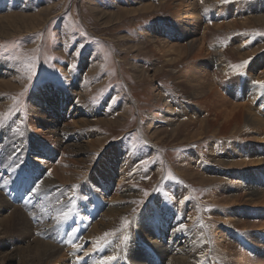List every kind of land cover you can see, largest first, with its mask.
<instances>
[{"label": "rangeland", "instance_id": "374dc122", "mask_svg": "<svg viewBox=\"0 0 264 264\" xmlns=\"http://www.w3.org/2000/svg\"><path fill=\"white\" fill-rule=\"evenodd\" d=\"M165 1L168 4V0ZM165 1L0 0V61L8 67L3 76L0 74V80L11 81L10 86L0 88V193L9 202L6 207L0 203V220L6 219L12 226V212L36 214V209L47 208L40 198H32L30 203L22 199L26 193L18 176L31 180V172L27 171L33 170L36 139L52 135L53 132H46L45 125L48 120L55 123L64 113L66 119L76 122L66 129L75 128V133L78 132V152H73L74 155L66 147H57L56 154L53 143L45 136L43 164L36 170L40 172L38 179L44 182L58 178V182L57 179L51 182H57L62 188L65 194L62 198L72 201L70 224L77 229L79 237L86 236L94 222L104 227L114 216V210L126 212L129 224L110 232L112 235L104 239L126 240L129 236L144 254V264H164L162 257L171 252L172 245L188 243L182 235L171 236L168 228L172 221H160L171 212L173 222L186 226V216L192 212L197 228L193 232L192 225H187L186 229L190 235L196 234V243H202L199 247L214 229L244 254L262 261L264 133L263 141L255 144L247 132L257 131L256 127L244 131L245 125L241 124L246 123L241 120L237 127L239 132L233 129V124L228 132L223 131L226 119L221 118L207 127L205 137L199 142L195 141L194 125L187 129L184 124L178 126L179 122L170 114L177 113L186 123L188 116L211 120L215 112L210 106L231 112V108L248 98L250 91L245 90L250 87L248 84L253 88L260 86L253 83L252 77L264 70V22L261 20L264 4L255 7L260 0H219L213 6L202 7H211L206 14L208 25L204 24V13L197 20H182V25L172 19ZM199 7L196 6L198 10ZM254 18H258L259 23ZM182 26L195 33L197 39L185 60H180L178 53L191 35H186ZM213 28L217 33L208 35ZM211 47L224 58L226 71L219 72L217 66L209 62ZM167 57L173 58L169 64ZM249 58L247 65L233 67ZM254 63L259 65L254 67ZM29 67L37 73L33 80L28 78ZM240 74L245 79L239 77ZM259 81H264V77ZM213 92L220 94L213 95L216 104H212L208 96ZM42 94L45 97L41 107L46 113L37 125L28 126L27 120L35 118L34 98L41 99ZM217 99L223 109L218 108ZM224 102L226 107L229 105L227 108ZM61 103L63 111L59 109ZM61 138L74 139L65 134ZM196 146L202 153H196ZM61 151L72 153L67 159L69 168L81 164L75 167L76 175L72 176L69 168L68 172L64 171L67 166L59 164L58 167V160L63 156ZM198 155H201L200 161L196 160ZM243 158L256 159V165L230 166ZM22 160L26 167L17 174L16 165ZM199 173L204 179L212 180L202 183ZM5 180L10 181L6 186ZM251 189L256 190L257 196H252L249 204L245 201L228 205L248 195ZM185 197L188 198L186 203L180 206V200ZM195 198L205 207L206 226ZM209 198L222 200L213 204ZM254 209L259 210L258 215ZM224 214L246 224L239 222L240 227H234L224 221L215 225ZM135 220L141 221L134 224ZM32 222L33 226L37 223L36 227H41L39 221ZM242 225L245 231L248 229L244 235L251 241L241 234ZM21 228L27 230L25 226ZM21 228L9 227L2 233L6 227H0V264H30L31 259L41 257L40 246L29 249L28 240L20 239L23 237ZM66 229L62 234H66ZM91 241L86 238L83 248H90ZM203 255L195 251L194 260L199 263ZM76 257L67 256L69 262ZM203 257L206 263L207 257ZM124 261L131 264L125 257Z\"/></svg>", "mask_w": 264, "mask_h": 264}, {"label": "bare ground", "instance_id": "6f19581e", "mask_svg": "<svg viewBox=\"0 0 264 264\" xmlns=\"http://www.w3.org/2000/svg\"><path fill=\"white\" fill-rule=\"evenodd\" d=\"M163 1H165V0H163ZM218 2H219V0H173V2H169V0H168V4H166V1H165L164 5H165V7H169L167 9V11L172 14V16H171L172 19L178 20V24H180V23L182 24L181 21L182 20H186L187 18L197 20L200 17V14L204 13L203 21L205 22L204 24L208 25L209 23H207L208 19H207V15H206L207 14L206 10H209L211 7H208V8H202V7L203 6H208V5L213 6L214 3H218ZM263 4H264V1L260 0L254 6L255 7L256 6H262ZM198 5L201 6V8L199 7L200 8L199 10L196 8V6L198 7ZM254 19H256V18H254ZM261 20L264 22V18L261 19ZM257 23H259V19H258ZM222 25H223V23H222ZM224 25H226V24H224ZM208 27H210V26H208ZM182 28L185 29L184 33L186 35H191V38L188 39L187 41H185L184 45H181L180 51L178 53V55H179L178 58L180 60H182V58H183V60H185L186 56H187L186 54L191 49H193L195 47L197 39L195 37V33L191 32L190 29L188 30V28L186 29L184 26H182ZM221 28H223V27L221 26ZM213 30H214V28H213ZM215 30H217L216 27H215ZM215 30L210 32V29H209L208 31L210 32V34H208L209 32L206 33V38H207V34L211 36L212 32L213 33L214 32L217 33V31H215ZM186 31H188V33ZM163 48H165V46H163ZM166 50H167L166 52L169 51L168 49H166ZM201 53H202V51L200 52V54ZM209 53L211 55L210 58H209V62L211 64H215V66H217L216 68H217V70L219 72L224 71V69L226 68V64H225L224 58H222L220 52L218 50H216V48L212 49V47H211V52H209ZM166 60H167V63L169 64V63H171L173 58L172 57H167ZM258 63H254L253 64L254 67H257L259 65ZM5 69H8V67L4 63H2L0 61V74L2 76L4 75V73H6ZM225 71H226V69H225ZM11 72L13 74V77L15 78V73L13 71H11ZM261 76L264 77V70L260 71L258 73H255V77L253 76L252 78H253L254 81H259V78ZM239 77L245 79L243 77V75H241V74H240ZM0 81H2V82H0V88L1 87L5 88V87H8V86L11 85V81L10 80H3L2 79ZM181 82H184V81L181 80ZM188 84H189V81H188ZM188 84H186L187 88L189 86ZM196 84L199 86L198 82ZM247 84H248V82H247ZM191 85H192V83H191ZM248 85L250 86L249 88L245 87L246 91H250V93L248 94V98L246 100H244V101H241V103H239L238 105L236 104L235 107L231 108L230 109L231 112L225 111V110H227L225 108H224V111H222V110H219L217 108H216L217 110L214 109L215 106H213V105H212L213 107L210 106V109L212 111L214 110V112H215L214 113L215 118H212L211 120L210 119H205V117L202 118V119H196L195 117H189L188 116L189 122L186 123L185 121H187V120L181 121L179 119V116H178L177 113L173 112L170 115H171L173 120L179 122V123L177 122L178 126L184 124L183 126H185V128L187 129L188 126L194 125L195 126V131H196V134H195V139L196 140L195 141H199V142H201V140L205 137V132L207 130V127L213 126L214 122L217 121L218 119H221V118L226 119L225 122L222 124V128H223V131L226 130L227 132L230 129L232 124L234 125V126L232 125L233 129H234V128L239 127V125H238L239 121L244 120L246 124H244V122L241 121V123L243 122V124H241V126L245 125L244 131L245 130L247 131L248 129H251L252 127H256L257 128V131L255 129H251L250 132H247V135H249L251 137L252 141H255V144H258L259 142L263 141V136L262 135L264 133V130H262V128H264V117L262 116V112L264 110V89L263 90L260 89L259 88L260 86H257L258 84L256 85L257 87H254V88L251 86V84H248ZM194 86H191V88H192L191 90L192 91H194L193 90ZM210 88L207 91L210 92V90H211ZM214 88H216V87H214ZM209 92H207V93H209ZM215 94L218 95L219 93L218 92H213V93H210L208 95V96H210V98H212L211 99L213 101L212 104H216V102L214 103L215 99L213 98L214 97L213 95H215ZM198 95H197V97H199ZM219 96H220V94H219ZM44 97L45 96L42 94L41 99L34 98V101H33L34 116L33 117H35V118L32 117L33 119H28L27 120L28 126L34 127L35 125H37L40 122L41 118L45 115L46 112L43 111V108L41 107V100H43ZM211 100H210V102H211ZM225 102H227V101H225ZM225 102L222 103V104L225 105ZM194 103H195V101H194ZM218 103H220V101ZM233 104H235V103H233ZM226 105H225V107H226ZM229 105H230V101H229ZM220 106H221V103H220ZM220 106L218 108L221 109L222 106L221 107ZM62 108H63V104L61 103L59 105V109H61L63 111ZM54 115H57V113L55 112ZM193 116L199 117V115H197V114H193ZM48 121L49 122L47 123V125H45V126H47V131L46 132H53V134L50 135V136H46V135L45 136L47 138H49L51 140V142L53 143L52 146H53L54 152L57 154V147L59 149H61L63 147H66L68 149V151H70L72 153L73 152H78V151H76L77 145H79L78 132L75 133V130H74L75 128L74 129L70 128L72 130L66 129L67 126L69 127L70 124L75 125L76 122L73 119L72 120L71 119H66L64 117V113L59 116V119L55 123H53V121H51V120H48ZM234 130L239 132L238 128L234 129ZM243 132H241L242 135H243ZM256 132H257V134H256ZM233 133H236V132H233ZM63 134H65L68 137L72 136V137H74V139H72V140L62 139L61 135H63ZM45 136L37 138L36 139V143H38V142L39 143H43V141H44L43 139H45ZM244 139L246 140V138H244ZM72 141H74V142H72ZM195 148H196V153L198 151L199 152L201 151V149L199 147L196 146ZM210 148H211V151H212L213 148L212 147H210ZM70 152L65 153V152L61 151V153H62L61 155H63V156L60 157L59 160H58L59 161L58 162V167H59V164L64 165L65 167L67 166L65 168L66 170H64V171H67L68 168H69V165H68L69 163H68L67 159H68V155L72 154ZM85 152H87V151H85ZM201 153H202V151H201ZM65 156H66V158H64ZM87 156H86V159H87ZM78 159H80V158H78ZM196 160L200 161L201 160V155H198L196 157ZM255 160L256 159L243 158L240 161L231 163L230 166L239 167V166H246V165H256V163H254V162H256ZM75 163H77V162H75ZM80 165L81 164L79 163V166ZM75 167L73 166V167L69 168L73 172L72 176L77 174V173H75ZM78 167H76V168H78ZM29 170L27 172H31V180H33V181L37 180L39 178V176H40V172H37V170H35V171H33V170L29 171ZM58 170L60 171L61 168H59ZM53 171L55 173V169ZM56 172H57V170H56ZM67 172H65V174ZM125 173H127V172H125ZM184 173H186V170H185ZM127 174H129V173H127ZM199 174L201 176L199 179L203 178V180L201 181L202 183L209 182V179H211L210 177H205V179H204L203 174L202 173H199ZM52 175H54V174H52ZM55 175H57V174H55ZM55 175H54V177H56ZM57 176L58 177L60 176V179L62 178L61 175H59V174ZM184 176H186V175H184ZM122 177L125 178L126 175L124 176L122 174ZM63 178H65V177H63ZM45 179H47V177ZM50 179H52V178H50ZM56 179H57V182H58V178H55L53 180H56ZM70 179H71V177H70ZM53 180H50V182H48V181L44 182V180H38L37 181L38 183L41 184V191L39 192V195L37 197H34V198L42 199L43 204L47 206L46 209H40V208L36 209V214H34L32 212L24 213V212L19 211V210L15 211V212H12V214L10 215L11 219H12V226H10L6 222V219L5 220H3V219L0 220V221H2L0 223V227H3V225L6 227V229L2 233H5L9 229V227H11L12 229H15V227L16 228H21L22 226H25L27 228V230H25V229L23 230L22 228L20 229V230H23L22 233H21V236L23 235V237L20 236L21 237L20 239L23 238V240L24 239L28 240L29 243H27V244H28V248L29 249H31L33 246L34 247L37 246V245L40 246V248L42 249V251H40L41 252V257H39L37 259H35V258L31 259L30 260V264H99V261L105 256H115L117 258L115 261L110 262V264H127L124 261V257L127 260H129V262L131 264H144V261H143V259H144L143 255L144 254H142L140 252L141 249L139 247H137L135 244H133V242H131L129 240V236H127L126 240L120 239V238H118V239L117 238H108V239H106L108 241V243H104V233L105 232H112V231L116 230L117 228H121L122 227V220L124 218H126V212L121 213V211H119V210H114V216L106 224L104 223L105 224L104 227H100L99 224H98L99 222H97V223L94 222L93 225L91 226V228L86 233V236H82V238L79 237L78 231H77V229L75 227L74 228L76 229V232L71 237H69L67 235V233L73 228L72 227V223L70 224L71 220H69V222L67 224L61 225L59 227H53V225L55 224V221L53 220L52 217L55 216L59 212L68 211V209H69V207L71 205V202H72L71 200H69L67 198H62L63 195H65L64 191L58 185L57 182L56 183L55 182H51ZM43 186H45V188H43ZM16 193H18V192H16ZM256 194H257L256 190H252L251 189V190H249L248 195L241 197L242 199H239V197H238L237 200L231 201L230 203L226 202L225 204L228 203V205H233V204H236V203H239V202H245V201L249 204L248 200H250L252 198V196H257ZM195 199L199 202V205L201 206L199 208V212H200L199 215L201 216V220L203 221L204 225L206 226L207 218L204 216L205 215V213H204L205 207H202L203 204L201 205V202L199 201V199H197V198H195ZM209 199H210V201L213 204H215V203L217 204V203H219L220 200H222L220 198H209ZM240 200H242V201H240ZM91 201H94V200L91 199ZM181 201L182 200H180V202H179L180 206L184 205V203H181ZM1 202H3L4 205ZM0 203L4 207L8 206V204H9V202L6 200V198L2 197L1 193H0ZM222 204H224V203H222ZM188 207L192 208V206H189V205H188ZM255 207H257V206H255ZM130 209L132 210V205L130 206ZM229 210H232V209H229ZM254 211L258 215L259 210L258 209H254ZM193 212H196V211H193ZM191 214H192V212H191ZM191 214L189 213L186 216V222H187V225H192L191 229H193V232H194V230L197 228V225H196L197 223H195V221H194V219L196 217H194ZM196 215H198V214H196ZM139 217H140V214H139ZM173 217L174 216H172L171 212H168L166 214V218L163 221H160V222L164 223L166 221H172V226H170L168 228L171 231V236L175 237L176 235H182V236L186 237V239H187L186 242L188 244H190V245H188V244H184L183 246L172 245L171 246V250H170L171 252L168 253V254H165L162 257V262L164 264H199L198 262H196L194 260L195 259V257H194L195 251L203 252V254L207 257V262L205 264H264V259L262 261H259L260 259H258V258L250 257V256L244 254L235 245H233L230 241H227L225 236H223L221 234H217L214 231V229L211 231V234L208 237L209 240H208V238L204 239L203 243H205V244H203L202 247H199L202 243L200 245H199V243H196L197 242V239H195L196 234H191L190 235V231L188 229H186L184 231H178L177 229H178L179 226H178L177 223L173 222ZM219 218L220 219L216 220L215 225H217L219 223H223L224 221H226L225 224H228V225H231V226H234V227H240V224H237V223L243 222V221H240V220H237V219H233L230 216H227L226 214H224L223 217L219 216ZM32 220L39 221L41 227L37 228L36 227L37 223H36V226H33L32 225L33 224ZM209 220H211V219H209ZM209 220H208V222H209ZM219 220H221V221H219ZM47 221H49V222H47ZM140 221L135 220L134 224L139 223ZM243 223L246 224L245 222H243ZM87 226H88V224H87ZM253 226H255V225H252V226L248 225V227H253ZM65 228H67L66 229L67 232H66V234H62V232L64 231ZM131 228H133V227H131ZM164 228H165V226H164ZM246 229H247V227H246ZM199 231H200V229H199ZM246 231H248V229ZM246 231H245V226L242 225L241 231H240L241 234L244 236V238L247 241H251L250 237H247V236L244 235V233ZM128 235H129V231H128ZM113 237H115V236H113ZM86 238H91L92 241H91L90 245H92L93 247L91 246L90 248H83V242H84V240ZM69 239L72 240V243H67L66 242ZM98 242L102 246L97 247ZM240 242L244 243L243 240H240ZM62 251H63V253L61 254ZM166 252H169V250H167ZM186 254L188 256H186ZM77 255H78V257H76ZM67 256L68 257L75 256L76 260L69 262ZM262 256L264 257V254Z\"/></svg>", "mask_w": 264, "mask_h": 264}, {"label": "snow or ice", "instance_id": "6c2138e0", "mask_svg": "<svg viewBox=\"0 0 264 264\" xmlns=\"http://www.w3.org/2000/svg\"><path fill=\"white\" fill-rule=\"evenodd\" d=\"M207 11V10H206ZM82 47V46H81ZM79 53H77L78 55ZM251 58H249V60L243 61L242 64H238V65H234V68H240L244 65H247L250 62ZM71 67V66H70ZM29 80H33V77H35L37 75V73L35 71H32L31 68L29 67ZM253 83L260 85L261 87H264V81H254ZM35 86V84L33 83V87ZM43 150H44V145L43 143H37L34 145V164H33V171L36 170L37 167H39L40 164H43V158H42V154H43ZM18 152V150H15ZM100 153L96 154V160L98 159ZM96 160L93 161V163L96 162ZM143 163V161H142ZM26 167L25 165V161H21L19 164L16 165V173H22L24 168ZM18 178L20 179L21 183V187L24 188V191L26 193V195L24 197H22V199H24L26 202H31L32 198L37 197L39 195V192L41 191V184L38 183L37 180H30L27 176H18ZM10 181L5 180L4 181V185L6 186ZM148 193H145V196H147ZM187 197H185L184 200L181 201V203H185L187 201ZM72 213H73V209L71 207H69L68 211H64V212H59L57 213L55 216H53V220L55 221V224L53 225V227H59L61 225L67 224L69 222V220L72 219ZM129 224V221L127 220V218H124L122 220V227L127 226ZM178 231H184L186 230V226L181 223L179 224V227L177 229ZM76 232L75 228H72L67 235L69 237H71L74 233ZM112 235V233L110 232H105L104 233V238L108 237ZM103 239V238H102ZM67 243H72V240L69 239L66 241ZM104 243H108V241L106 239H104ZM102 245L97 244V247H100ZM117 258L115 256H105L103 257L100 261L99 264H110V262L115 261ZM205 257L202 256L201 260L199 261V264H205Z\"/></svg>", "mask_w": 264, "mask_h": 264}]
</instances>
